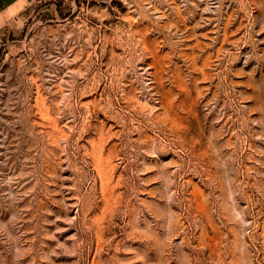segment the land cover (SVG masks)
Wrapping results in <instances>:
<instances>
[{"label":"rangeland","instance_id":"obj_1","mask_svg":"<svg viewBox=\"0 0 264 264\" xmlns=\"http://www.w3.org/2000/svg\"><path fill=\"white\" fill-rule=\"evenodd\" d=\"M12 13L0 264H264V0Z\"/></svg>","mask_w":264,"mask_h":264},{"label":"crops","instance_id":"obj_2","mask_svg":"<svg viewBox=\"0 0 264 264\" xmlns=\"http://www.w3.org/2000/svg\"><path fill=\"white\" fill-rule=\"evenodd\" d=\"M19 0H0V26L12 18V10Z\"/></svg>","mask_w":264,"mask_h":264}]
</instances>
